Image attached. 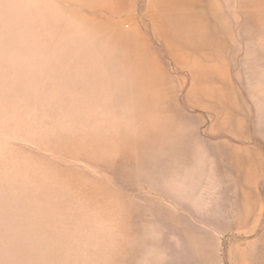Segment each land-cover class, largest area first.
I'll list each match as a JSON object with an SVG mask.
<instances>
[{
	"label": "rangeland",
	"instance_id": "obj_1",
	"mask_svg": "<svg viewBox=\"0 0 264 264\" xmlns=\"http://www.w3.org/2000/svg\"><path fill=\"white\" fill-rule=\"evenodd\" d=\"M0 264H264V0H0Z\"/></svg>",
	"mask_w": 264,
	"mask_h": 264
}]
</instances>
